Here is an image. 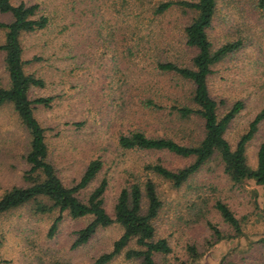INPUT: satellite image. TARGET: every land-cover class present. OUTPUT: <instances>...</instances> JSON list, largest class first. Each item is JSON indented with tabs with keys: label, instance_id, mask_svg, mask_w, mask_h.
I'll use <instances>...</instances> for the list:
<instances>
[{
	"label": "rangeland",
	"instance_id": "374dc122",
	"mask_svg": "<svg viewBox=\"0 0 264 264\" xmlns=\"http://www.w3.org/2000/svg\"><path fill=\"white\" fill-rule=\"evenodd\" d=\"M36 2L48 24L23 31L24 69L44 80L30 96H53L50 105H34V114L45 128L48 159L65 183L78 178L87 163L102 160L99 172L80 197L85 199L103 177L107 179L104 206L109 213L123 185L152 178L162 205L153 219L157 234L166 236L172 251L155 253L156 264H264V184L252 178L234 182L224 171L217 152L182 185L145 168L161 161L177 169L192 161L161 149L124 148L119 136L134 130L146 135L170 136L184 143L203 135L197 115L181 117L173 105L190 101L193 83L158 67L171 60L190 65L196 48L187 45L183 28L195 16L189 7L173 5L157 13L163 0H12ZM11 12L0 11L9 22ZM0 28V43L5 39ZM213 46L240 38L242 46L225 55L208 76L211 95L219 112L234 102L243 107L229 121L225 137L235 147L240 135L264 104V7L255 0H218L208 29ZM5 50L0 49V86L9 82ZM264 138V120L248 141V163L256 165ZM30 135L11 102L0 106V194L12 185H24L29 167L24 155ZM228 203L240 219L237 231L213 206ZM146 206V197L142 198ZM59 214L34 209L33 201L0 214V264H90L110 250L121 234L114 222L97 228L91 238L71 247L76 230L91 215L71 217L66 211L53 235L49 229ZM217 225V237L208 222ZM135 239L125 248L137 247ZM190 246L196 249L193 256ZM124 251L105 264H138Z\"/></svg>",
	"mask_w": 264,
	"mask_h": 264
},
{
	"label": "trees",
	"instance_id": "16d2710c",
	"mask_svg": "<svg viewBox=\"0 0 264 264\" xmlns=\"http://www.w3.org/2000/svg\"><path fill=\"white\" fill-rule=\"evenodd\" d=\"M255 2L257 7H264V0ZM217 4L218 0H163L154 7L157 13L173 5L189 7L196 11L195 16L183 28L187 45L196 48L191 58L192 63L183 65L166 60L159 61L157 65L193 83L190 101L175 104L173 109L181 117L192 114L200 117L203 121L202 137L184 143L170 136H149L141 130H134L120 134L118 138L120 146L124 148L161 149L181 156H193L191 162L177 169L169 168L159 160L145 165L146 169L169 180L175 187L182 185L215 152L223 163L224 171L234 182L252 178L257 183L264 184V138L257 150L255 166L248 163L246 152L248 141L258 130L259 123L264 120V104L250 121L248 129L240 135L235 147H232L225 137V130L229 121L243 107V102L236 101L220 113L219 103L209 90L208 76L213 70L212 67L225 55L242 46L240 38L213 46L208 29L213 24ZM0 11L12 14L9 22L0 20V28L6 29L0 49L6 52L5 65L9 77L8 85L0 86V106L5 102H11L30 135L29 148L24 155L29 164L23 172L26 184L12 185L0 194V214L29 201H33L34 209L39 212H51L57 208L59 214L50 226L49 235L54 234L64 211L74 218L91 215V219L76 230L71 247L87 242L98 227L117 222L122 226L121 234L113 241L110 250L97 255L90 264H105L123 251L129 258H139L138 264H156L155 253L167 254L172 251L170 241L166 236L157 234L153 222L162 205L156 182L150 177L123 185L117 195L112 214L104 206L107 188L105 177L89 191L85 199L80 197L81 191L87 188L102 166L99 157L91 159L78 178H74L70 183L63 182L55 166L48 159L45 128L34 114L35 104L48 106L53 96H30V89L34 86H43L44 80L24 69L25 61L20 40L23 31L44 28L49 18L40 12V5L36 2L20 1L16 4L12 0H0ZM143 196L146 197L145 208L142 205ZM213 206L236 232L241 230L240 219L228 203L217 199ZM208 225L217 237L223 236L217 225L210 221ZM133 238L138 246L125 248ZM261 240L264 241V237ZM190 250L193 256L197 255L193 246H190Z\"/></svg>",
	"mask_w": 264,
	"mask_h": 264
}]
</instances>
